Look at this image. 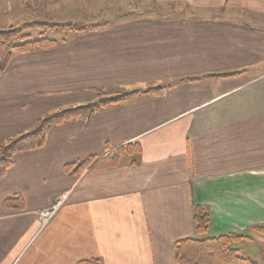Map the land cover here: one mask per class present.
Instances as JSON below:
<instances>
[{
    "label": "crops",
    "instance_id": "0c3cea01",
    "mask_svg": "<svg viewBox=\"0 0 264 264\" xmlns=\"http://www.w3.org/2000/svg\"><path fill=\"white\" fill-rule=\"evenodd\" d=\"M158 1L15 53L0 72V142L96 89L141 90L12 156L0 264H174L176 242L197 235L195 205L207 236L244 235L233 247L264 259V0ZM126 143L137 152L98 165ZM64 193L41 225L37 211ZM14 196L21 208L6 206Z\"/></svg>",
    "mask_w": 264,
    "mask_h": 264
},
{
    "label": "trees",
    "instance_id": "16d2710c",
    "mask_svg": "<svg viewBox=\"0 0 264 264\" xmlns=\"http://www.w3.org/2000/svg\"><path fill=\"white\" fill-rule=\"evenodd\" d=\"M69 27L71 31H83L100 27V24L89 26L77 25L70 27V24L50 25L48 27ZM17 29L0 30V72L4 71L12 56L15 53H26L37 49L49 48L57 45L59 41L52 37L41 35L39 38L29 39L26 35H21V42L15 43L18 37ZM162 87L148 88L146 92H160ZM100 94V98L93 102L76 105L67 108H57L49 113L38 118L35 126L18 135L8 137L3 142H0V177L4 175L6 169L12 164V156L20 151L38 148L44 144L45 133L47 128L52 125L61 124L70 119L78 117H86L105 107L110 103L118 102L124 97L133 93H139L141 90L125 92L120 95L110 96L111 91H103V88L96 89ZM158 94V93H157ZM105 95H108L106 97ZM137 145L134 143H126L111 150L102 159H108L109 164L103 161L99 162V166L115 165L118 162V157L123 152H137ZM91 162V160L89 161ZM82 162L79 168H85L88 163ZM7 207L18 209L22 207L20 197H11L5 200ZM193 221L195 224L196 236L179 240L175 244L174 264H256L255 261L248 256L240 255L238 250L233 247V244L246 236L238 233H227L218 236H207V228L209 215L207 210L195 205L193 210ZM255 229L264 232L263 226H256ZM74 264H100L97 259H86L78 261Z\"/></svg>",
    "mask_w": 264,
    "mask_h": 264
},
{
    "label": "rangeland",
    "instance_id": "374dc122",
    "mask_svg": "<svg viewBox=\"0 0 264 264\" xmlns=\"http://www.w3.org/2000/svg\"><path fill=\"white\" fill-rule=\"evenodd\" d=\"M3 2L9 5L6 3L3 5ZM163 3L155 2V0H0L2 4L0 6V30L17 29L18 37L15 43L21 42L19 38L21 35H26L29 39L43 35L63 40L66 32L71 31L69 27L48 26L64 24H70V27L89 26L94 25V22L99 19L104 20L115 14H123L133 8H138L139 5L143 8L152 7L162 10L166 7ZM13 19L17 20L16 23H11ZM103 91H111L110 96L127 92L121 87L103 88ZM105 96L108 97V95ZM100 97L97 93L96 97L88 102L96 101ZM67 107H73V105L59 108ZM256 256L252 255V258ZM256 264H264V259L259 258Z\"/></svg>",
    "mask_w": 264,
    "mask_h": 264
},
{
    "label": "built area",
    "instance_id": "2783aa9c",
    "mask_svg": "<svg viewBox=\"0 0 264 264\" xmlns=\"http://www.w3.org/2000/svg\"><path fill=\"white\" fill-rule=\"evenodd\" d=\"M64 198H65V193L58 196L51 206L41 208L37 211V215L41 225L45 224L55 214V212L61 206Z\"/></svg>",
    "mask_w": 264,
    "mask_h": 264
}]
</instances>
